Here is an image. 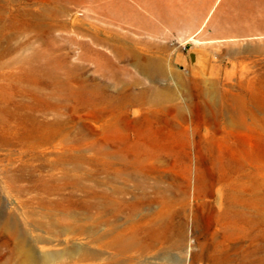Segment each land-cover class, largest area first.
<instances>
[{"label":"rangeland","instance_id":"rangeland-1","mask_svg":"<svg viewBox=\"0 0 264 264\" xmlns=\"http://www.w3.org/2000/svg\"><path fill=\"white\" fill-rule=\"evenodd\" d=\"M112 4L114 20L102 13ZM0 20L3 59L25 78L35 64L51 72L36 73L35 114L59 117L70 134L33 164L19 136L0 145V221L14 218L38 257L81 247L103 257L76 264H107L114 251L89 239L95 218L100 234L137 231L152 244L130 257L138 264H264V188H250L264 179V0H0ZM105 29L141 54L166 45V77L117 58L94 37ZM159 187L177 193L175 204L163 207ZM115 188V205H100ZM14 250L0 232V264H22Z\"/></svg>","mask_w":264,"mask_h":264},{"label":"bare ground","instance_id":"bare-ground-1","mask_svg":"<svg viewBox=\"0 0 264 264\" xmlns=\"http://www.w3.org/2000/svg\"><path fill=\"white\" fill-rule=\"evenodd\" d=\"M121 6H123L122 9H124L126 12L127 11L129 13L130 12H133V7L132 6H128L126 4L123 5L122 3L120 5V7ZM117 7H118L117 5L112 4L109 7L104 8L103 11H102V13H103L104 16H109V17L113 18V20H114V19L117 18ZM94 11H96V10H94ZM84 21H86V20H84ZM1 30L2 29H0V42L4 38V34L3 33L5 32V31L2 32ZM91 30H90V32L92 33ZM86 31H89V29H87ZM85 33L87 34V32H85ZM104 33H105V36L103 35L104 36V38L102 37L103 39L102 38H99L98 35H94V34L93 35H94V37L96 39L102 41L103 43L109 44L112 47V52L115 53V55L117 56V58H121V59L127 58V57H129V56H131V55H133L135 53V49L133 48V42L132 41H129V42L124 41V42H121L120 39L115 38L114 33H112V31H110V30L108 31V30L105 29L104 30ZM118 35L120 36V34H118ZM93 43H95V42H93ZM134 44L136 45L137 43H134ZM192 54L194 56L193 57L194 58V69L197 70V62H198V58H199V54L200 53L198 54L195 51H193ZM3 56H4V52H3L2 49H0V145H3V144H6V145L12 144L14 142V139L13 138L19 136L18 138H20L21 139V142L23 143V146L22 147H24V153L23 154L24 155L26 153L27 154H30V157H29L28 161H31V164H33V162H35L36 160L46 159V156H47L46 155V152L47 151H58V150H60V148L66 143V139L68 138V135L70 136V134L67 135L66 129H65V127H63V121L61 119H59V117L57 119H54V121H52V122L51 121H48L47 119L46 120H44V119L42 120L41 118H39L38 115L35 114L34 109L32 108V104L30 105V101L37 100L36 99L37 97H39L41 100L44 99L43 98L44 95H42L41 92L37 93L35 91L36 88L34 87L35 84H34L33 81H35V79H36V73L37 74H39V73L42 74L43 73L46 76H50L51 72L48 71V68L46 67L47 69H45V68L41 67L40 69H38L37 66H35L37 64L34 63L35 65H33V66L31 65V66L27 67V78H25V77L19 75V73L14 70V68L17 67L16 66L17 64L15 65V63L12 62V60L14 58H12V60H9V61H11V62H9L8 60H6L7 58L6 59H3L4 58ZM142 57L143 56H141V58ZM50 59H52V57ZM33 60H36V59L34 58ZM25 61H27V60H25ZM65 63L67 64V62H65ZM71 63L73 64V62H71ZM71 63H70V65H71ZM83 65L84 64H82V66ZM53 66H54V64H53ZM77 66H79V65H77ZM52 68H54V67H52ZM73 68H74V66H73ZM68 69H70L69 68V65H68ZM157 73L160 74V75L161 74L163 75L164 74L163 69H161V68L160 69H157ZM65 74H67V72ZM52 77H53V75H52ZM66 77H67V75H66ZM60 78H61V76H60ZM90 79H91V76H90ZM37 81H41V80H36L35 82H37ZM66 84H67V82H66ZM92 84L94 85V83H92ZM96 84H99V83H96ZM128 85H131V84L128 83ZM109 87H111V86H109ZM126 87H128V86L126 85ZM103 88H104V86H103ZM208 89L209 88L207 87V90L206 91H208ZM37 90H39V89H37ZM206 91H205V93H207ZM65 93H67V92H65ZM120 93H121V91H120ZM130 94L131 93H129V96H130ZM47 95H48L49 98L47 97L48 100L46 102V106L49 107V109H50V106L53 105V103L51 102V100L53 99L54 96L52 95L53 97L51 98V96L49 94H47ZM104 95H106V94H104ZM156 95L159 96L160 94L157 92ZM17 96H20V99H16ZM61 96H63V95H61ZM125 96H123V97H125ZM208 96L210 97V95H208ZM208 96H207V98H208ZM67 102H68V100H67ZM86 102H87V100H86ZM5 103H6V105H4ZM7 104H13V107H10V105H7ZM54 105L55 106H58V103L56 102V103H54ZM107 105L109 106V104H107ZM212 111H213V109H212ZM52 112H53V110H52ZM209 113H210V111H209ZM45 114H47V113H45ZM56 114H58V113H56ZM232 117H231V119H232ZM229 122H231V120H229ZM255 123H256V121H255ZM231 124H232V126H235V127H238L239 128V126L241 127L245 123H244V121H239V120H236L235 119V120L232 121ZM256 127H258V126H256ZM260 128H261V126H260ZM19 129H21L22 131H20ZM6 157H8V156H6ZM62 157H63L62 154L61 155H58L56 157V161H60V160L63 161V158ZM63 173H64V171H63ZM138 173H140L143 176L151 175V173L147 172L144 167H141L139 169ZM154 176L156 177V175H154ZM164 176L165 175H163L162 173H160V174H158L157 177H158V179H162V178H164ZM107 182H109V181H107ZM10 184H12V183H10ZM8 186H10V185H8ZM250 188H252L255 191L257 189L264 188V179L262 181H259L257 184H254L253 187L250 186ZM30 190H31V192L36 191L35 188H32ZM158 190H159V193L162 194V196L160 198H161V203H162V205H163L164 208L165 207L169 208V206L172 203L175 204V202L177 200L176 199V194L177 193H175L173 189H171L170 187H164V188L159 187ZM10 191H11V189H10ZM188 193H189V190L188 189L187 190L185 189L184 192H183L184 195H188ZM238 193H237V195H238ZM228 194L231 196L232 193L229 192ZM118 195H120L119 190H118V188H115V191L111 195H107L105 197L106 200L103 201V202H101L100 205H103V206L104 205H107V206H113V205H115V202H116L115 198ZM237 195H235V193L232 194V196H237ZM239 195H241V194H239ZM220 199H221L220 195H217L216 202L219 203V200ZM136 200H137V202L133 203V205H136V206L140 202H143V201L144 202L151 201V199L147 198V196H144L142 198H138ZM67 213H68V211H67ZM100 213L98 214L99 216H100ZM259 214H257V215H259ZM262 214H264V212ZM86 219L87 218H85V220ZM77 221L78 220H76V222ZM79 221H80V219H79ZM55 222H57V221H55ZM85 223H87V221ZM39 224H41V223H39ZM90 225H91V228H90L89 235H90L91 238L89 236L88 237H89V239H91L90 240L91 244L95 245V247L97 246L98 249L99 248L106 249L107 252L114 251L113 252V255L111 256V258L108 259L107 264H113V262L115 263V261H117L119 264L120 263H122V264H138L134 260L130 259V257H132V255H134V254H135V256L136 255H142L146 251H149V249L152 246V244L150 242H148V241L144 240L143 238H141L139 236V232H137V231L134 232V233H132V234H128L127 231H125V230H123L122 232L121 231L120 232H108L110 230L109 227H108L109 230L105 229V232L107 231L106 233L100 234V232L98 231V228L100 226V223H99L98 219H95L94 218L93 221H92V224H90ZM55 226H57V225H55ZM70 226H71V224H70ZM79 226L81 227V225H78V227ZM41 227H42V225H41ZM58 227H60V226H58ZM82 227H85V226H82ZM86 228H88V227H86ZM71 229H73V228L71 227ZM68 230H69V228H68ZM136 230H137V228H136ZM59 231H60V229H59ZM0 232H2L3 235L8 236V237L11 238V240L13 241V243L15 245V250L12 252V255H16V257H19L20 259H22L24 264H52L53 262H57V264H76L77 261L78 262H85V261H88V260L92 261L91 259H95L96 260V258H102L103 257V254L101 252H100L101 254L100 253L98 254L95 251H91V250L90 251H86L87 249L85 250V249H83L81 247H73L72 249H69V247H68V250L67 251H64V252H62V251H60V253L59 252H56V253L49 252V253H46V254H44L42 256L40 255L38 257L35 254V252L33 251L34 250L33 247H31L29 245H26L24 243V241H23L24 240V237H23V234H22V232L20 230V227H19L18 223L15 221V219L12 218L11 216L7 217L5 221L4 220L3 221H0ZM53 234H55V233H53ZM81 235H83V234H81ZM74 236H75V234H74ZM58 237H61V236H59V234H58ZM108 250H110V251H108ZM64 257H66V258L64 259ZM67 258L69 260H71V261H69V260L67 261L66 260ZM182 262H183V260L178 261L179 264H181Z\"/></svg>","mask_w":264,"mask_h":264},{"label":"crops","instance_id":"crops-1","mask_svg":"<svg viewBox=\"0 0 264 264\" xmlns=\"http://www.w3.org/2000/svg\"><path fill=\"white\" fill-rule=\"evenodd\" d=\"M157 12L158 14L160 13V15L162 16L166 11H160V9H157ZM155 29H158V26ZM139 54L140 52L135 50V53L129 57H133V60L137 64V66L141 70L146 71L150 78L166 77L168 71V50L166 45L155 41L151 43L148 54ZM141 56L143 57L141 58ZM160 68L163 69V75L157 73V69Z\"/></svg>","mask_w":264,"mask_h":264},{"label":"water","instance_id":"water-1","mask_svg":"<svg viewBox=\"0 0 264 264\" xmlns=\"http://www.w3.org/2000/svg\"><path fill=\"white\" fill-rule=\"evenodd\" d=\"M193 51L190 53V58H191V62H192V68L194 69V56H193Z\"/></svg>","mask_w":264,"mask_h":264}]
</instances>
